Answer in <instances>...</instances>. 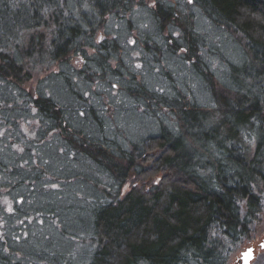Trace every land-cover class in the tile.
Instances as JSON below:
<instances>
[{
    "label": "trees",
    "instance_id": "obj_1",
    "mask_svg": "<svg viewBox=\"0 0 264 264\" xmlns=\"http://www.w3.org/2000/svg\"><path fill=\"white\" fill-rule=\"evenodd\" d=\"M124 1L46 0L42 8L39 0L17 1L20 23L8 28L0 20V38H8L0 45V79L20 85L22 75L43 62L44 46L50 50L45 55L50 65L71 53L83 54L97 26ZM198 2L216 27L239 37L247 63L231 67L230 86L205 73L206 65L199 69L224 88L210 91L215 101L210 108L162 97L140 83L127 90L150 109L165 105L176 113L175 133L164 128L158 136L116 154L95 140L70 135L65 109L54 96H38L33 102L42 117L58 122L64 141L84 153L98 176L104 173L100 197L86 204L91 216L88 235L95 248L85 264H228L229 248L245 242L258 208L264 206V1ZM157 3L161 19L154 23L159 30L166 23L177 24L183 44L172 42L173 48H186L191 60L196 45L189 21ZM23 8V14L32 12L30 20L23 19ZM43 28L47 35L40 33L38 39L34 34ZM149 40L145 47L149 53L153 48L156 56L158 46L152 47ZM19 49L24 65L18 62ZM105 60L102 56L96 62L106 73ZM27 64L30 69L24 73ZM66 83L72 86L76 80L68 78Z\"/></svg>",
    "mask_w": 264,
    "mask_h": 264
},
{
    "label": "rangeland",
    "instance_id": "obj_2",
    "mask_svg": "<svg viewBox=\"0 0 264 264\" xmlns=\"http://www.w3.org/2000/svg\"><path fill=\"white\" fill-rule=\"evenodd\" d=\"M17 1L0 0V20L8 28L20 23ZM45 1L39 0L41 8ZM158 1L193 15L187 23L196 45L191 60L186 48H173L172 42L183 44V35L176 36L168 23L159 30L148 15L156 10L157 0H130L129 21L110 18L98 25L91 47L82 49L83 54L71 53L50 65L45 59L50 50L44 46L43 62L28 72L27 64L20 85L0 79V264H85L95 248L88 235L91 216L86 204L100 197L98 185L104 173L98 176L84 153L64 141L58 122L37 112L32 106L36 99L54 96L65 109L70 135L95 140L120 154L131 144L158 136L164 128L175 133L179 125L176 113H169L165 105L148 108L129 96V88L137 89L140 83L162 97L188 99L190 105L210 108L215 102L210 91L224 92V88L199 69L206 65L205 73L230 86L231 67L246 65L239 37L216 27L193 5L194 0ZM32 16L30 11L22 13L24 20ZM40 33L47 35L45 28L34 35L39 39ZM149 38L148 44L158 46L156 56L153 48L149 53L145 47ZM7 40L0 38V45ZM104 45L110 46L107 51L102 50ZM19 51L18 62L24 65ZM102 56L106 73L96 62ZM68 78L76 84L70 86ZM243 247L244 242L229 248L228 264L237 262ZM254 264L262 263L256 259Z\"/></svg>",
    "mask_w": 264,
    "mask_h": 264
},
{
    "label": "flooded vegetation",
    "instance_id": "obj_3",
    "mask_svg": "<svg viewBox=\"0 0 264 264\" xmlns=\"http://www.w3.org/2000/svg\"><path fill=\"white\" fill-rule=\"evenodd\" d=\"M198 1L199 0H194L193 5L201 8V11L203 12L204 16L208 20H210V21L213 20V18L209 16V13L206 12L202 8V6L200 5V3ZM157 4H156V10L155 11H148V15L151 16L152 19L160 20V15L158 14V11H157V9H158ZM183 5H179V6H183ZM129 6H130V0H127V1H124L121 4H119L117 7H112L111 10L109 11V13L106 15L107 17L105 20H108L110 18H114V19H116L114 21H118V22L129 21V19H128V16H129L128 11L130 10ZM261 6H262V4H261ZM168 8H170V7H168ZM172 11L175 12V16H178V14L180 13L179 15L181 17H184L185 21H189V19L193 18L192 14L183 13L182 11H180L177 8L173 9ZM169 27L174 28L177 31L176 36L177 35L180 36L177 24L176 25H170ZM108 56H110V55H108ZM258 210H259L258 213H256L257 214V221L255 222L254 227L251 228V232L249 233V237L247 239H245L243 250L241 252L239 259L237 260V262L235 264H242V255L244 252H246L249 249L253 250V260L251 261L250 264H254L256 259H259V261L262 264H264V206H260L258 208Z\"/></svg>",
    "mask_w": 264,
    "mask_h": 264
},
{
    "label": "water",
    "instance_id": "obj_4",
    "mask_svg": "<svg viewBox=\"0 0 264 264\" xmlns=\"http://www.w3.org/2000/svg\"><path fill=\"white\" fill-rule=\"evenodd\" d=\"M253 260V250L249 249L242 255V264H250Z\"/></svg>",
    "mask_w": 264,
    "mask_h": 264
},
{
    "label": "snow or ice",
    "instance_id": "obj_5",
    "mask_svg": "<svg viewBox=\"0 0 264 264\" xmlns=\"http://www.w3.org/2000/svg\"><path fill=\"white\" fill-rule=\"evenodd\" d=\"M189 2H191V0H189ZM154 6V5H153ZM101 40H103V37H100ZM132 43H135L134 41H132ZM137 67H139V65H137ZM11 210V209H9Z\"/></svg>",
    "mask_w": 264,
    "mask_h": 264
}]
</instances>
